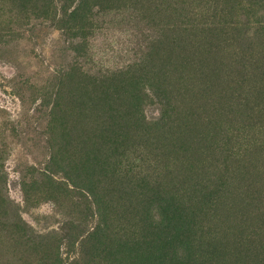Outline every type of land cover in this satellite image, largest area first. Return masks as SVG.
I'll use <instances>...</instances> for the list:
<instances>
[{"label": "rangeland", "instance_id": "rangeland-1", "mask_svg": "<svg viewBox=\"0 0 264 264\" xmlns=\"http://www.w3.org/2000/svg\"><path fill=\"white\" fill-rule=\"evenodd\" d=\"M38 1L0 0V264H141L125 201L88 193L93 138L114 188L184 219L191 264H264V0H116L86 34L61 21L79 0Z\"/></svg>", "mask_w": 264, "mask_h": 264}, {"label": "trees", "instance_id": "trees-1", "mask_svg": "<svg viewBox=\"0 0 264 264\" xmlns=\"http://www.w3.org/2000/svg\"><path fill=\"white\" fill-rule=\"evenodd\" d=\"M113 1L116 0H79L74 10L71 12L66 10L64 13L61 19V21L65 22L64 28L82 34L90 33L93 30L97 9L102 10L107 5H113L111 4ZM38 2V5L44 6L42 13L48 14L51 0H39ZM65 2L69 4V2L74 3L75 0H65ZM80 51L81 46H77L76 52L80 53ZM89 80L92 99L97 101L98 106H102L105 103L108 104L110 100L114 99V97L109 96L108 90H103L106 85L105 83L101 85L102 79L90 76ZM155 84L154 82V84L149 86L152 88ZM147 86L141 78H135L133 81L127 82L123 87L124 96L130 98L132 101V105L129 104V108L133 111L134 108H139L147 100ZM111 117L113 119V115L108 116V119H111ZM99 148L101 147L96 145L95 139H91L89 149L90 176H97L100 182L103 181L105 183V187H102L103 192L100 190L98 193L94 187L95 190L89 189L88 193L93 201L95 199V204L96 201L99 203H97L99 205V212L100 209L103 210L104 216L108 215V209L114 205V198L125 201L123 231H130L131 235L135 238L132 237L131 241H122L120 239V245H123L124 248L119 246V252L123 254L130 251L129 254L133 255L134 259L137 258L141 264H191L194 257L192 256V247L189 240L184 238L188 230L183 217L179 216L183 219L179 221L176 220V213L174 211L170 214L167 205H164L166 198L159 192H155L151 198L148 196L145 200L136 202L133 199L134 197L126 191L125 186H123L124 188L120 187L122 189L114 188V185L107 178L109 168L113 170L115 166L102 155L103 148ZM122 185L121 183L120 186ZM135 202L136 204H134ZM156 205L162 215L159 220L153 215L154 206ZM139 250H141V256H139Z\"/></svg>", "mask_w": 264, "mask_h": 264}]
</instances>
